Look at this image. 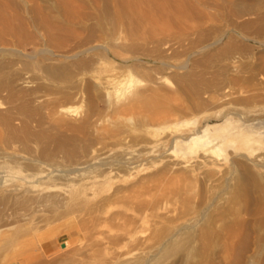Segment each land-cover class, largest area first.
<instances>
[{"label":"rangeland","instance_id":"374dc122","mask_svg":"<svg viewBox=\"0 0 264 264\" xmlns=\"http://www.w3.org/2000/svg\"><path fill=\"white\" fill-rule=\"evenodd\" d=\"M206 127L264 144V0H0V264H264V146Z\"/></svg>","mask_w":264,"mask_h":264},{"label":"bare ground","instance_id":"6f19581e","mask_svg":"<svg viewBox=\"0 0 264 264\" xmlns=\"http://www.w3.org/2000/svg\"><path fill=\"white\" fill-rule=\"evenodd\" d=\"M225 125H226V123H225ZM227 126H228V124H227ZM208 128L206 127L203 130L198 131L196 134H194L193 136H191L187 140V142H186L187 143V147H186L187 151L192 153V152L198 151L200 148H206L207 150H210V152L212 154H214L216 156H221V155H223V153L229 147L231 149L233 147V150H234L238 145L239 146L240 145H244V146L247 145L249 147L253 145L254 148H255V146H258L257 149H260L261 147L264 146V144H263V146L261 145L263 143V140L255 137L254 134H252V133L241 132V133H238V134H233V133L230 132L232 129L227 128V129L223 130L220 133L215 131V132H217V134H215V133H214L215 135L213 134L215 136L214 139H218V138L222 137V140H223L222 141L223 143L221 145H219L218 149H216L215 147H211L209 145L210 144V140L208 141V139H207V135H208L207 134V130H208ZM218 128H220V127H218ZM225 128H226V126H225ZM254 144H256V145L254 146ZM245 147H244V149H245ZM253 147L252 148L250 147V148L253 149ZM250 148H248V149H250ZM238 149H239V147H238ZM203 150H205V149H203Z\"/></svg>","mask_w":264,"mask_h":264}]
</instances>
